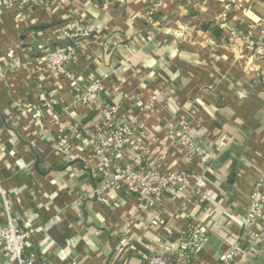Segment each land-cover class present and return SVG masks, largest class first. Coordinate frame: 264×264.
<instances>
[{"label": "crops", "instance_id": "crops-1", "mask_svg": "<svg viewBox=\"0 0 264 264\" xmlns=\"http://www.w3.org/2000/svg\"><path fill=\"white\" fill-rule=\"evenodd\" d=\"M51 2L49 10L36 7L20 25L10 0H0V176L18 222L45 227L33 237L34 248L45 263L143 264L141 254L162 250L196 220L207 230L200 263L220 264L241 232L264 166V61L227 38L264 17V0H171L154 24L148 0ZM67 25L91 27L73 69L82 82L108 74L99 104L130 109L138 94H159L166 109L143 116L148 135L141 142L150 143L175 116L208 147L200 161L185 154L170 158L173 167L195 169L198 176L188 193L169 194L163 211L135 213L137 202L124 189L108 194L111 208L84 197L94 187L91 172L60 137L71 120L88 127L100 114L74 104L70 82L38 71L47 47H78V36L59 30ZM44 93L58 99L60 124L46 110ZM165 146L156 142L154 155ZM2 211L0 206V222ZM158 218L174 229L172 237L150 226ZM0 264H16L1 245ZM245 264H264V248Z\"/></svg>", "mask_w": 264, "mask_h": 264}, {"label": "built area", "instance_id": "built-area-1", "mask_svg": "<svg viewBox=\"0 0 264 264\" xmlns=\"http://www.w3.org/2000/svg\"><path fill=\"white\" fill-rule=\"evenodd\" d=\"M148 1H150L148 21L154 24L157 21L156 13L171 0ZM10 2L14 8L16 22L20 25L32 15L36 7L49 10L52 4L51 0ZM73 26L67 25L59 30L64 37L78 36L80 38L78 47L66 45L54 49L47 47L44 54L39 57L43 65L38 71L53 75L60 81L70 82L72 88L76 90L74 104L97 110L100 114V118L88 127L84 126L82 121L71 120L68 133L64 136L59 135L68 146L72 158L91 172L94 187L84 197H92L97 204L111 208L112 203L108 194L124 189L132 200L137 202L134 207L135 213H145L148 209H157L161 212L164 208L163 202L169 194L188 193L190 188L196 185L198 176L195 169L173 167L170 158L185 154L191 161L201 160L210 151L206 145L191 136L189 123L175 116L159 127L158 135L164 136L163 139L159 141L158 135L154 133L150 143L139 140L148 135L143 116L160 114L166 109L158 93H152L149 97L138 94L134 97L130 109L121 103L99 104L108 74L89 78L85 82L77 76L73 65L81 58L84 41L91 35V27ZM227 41L231 45L244 46L259 60L264 61V17L258 23L249 24L244 32L232 30ZM259 74L264 85V69L260 70ZM42 96L46 99L45 107L52 120L60 124L61 115L54 111L59 104L58 99H49L45 93ZM162 141L167 151H160L154 155L153 145ZM0 206L3 210L0 222L2 250L12 257L16 264H35L38 254L32 240L35 235L45 232V227L30 221L23 224L18 222L13 211L12 198L4 187L1 176ZM242 217L241 232L224 252L220 264H245L264 248V166L253 183L249 202ZM150 226L162 231L167 237H172L175 232L161 218L154 219ZM206 232L202 222L192 220L186 229L176 232V239L172 238L173 240H170L162 250H150L149 253L141 254L142 262L201 264L200 252L207 236ZM122 242L127 243L125 236L122 237Z\"/></svg>", "mask_w": 264, "mask_h": 264}, {"label": "trees", "instance_id": "trees-1", "mask_svg": "<svg viewBox=\"0 0 264 264\" xmlns=\"http://www.w3.org/2000/svg\"><path fill=\"white\" fill-rule=\"evenodd\" d=\"M175 237L173 239H176V235H174ZM37 254H38V259L37 261L35 262V264H45V261L43 259V255L41 253H39L37 251Z\"/></svg>", "mask_w": 264, "mask_h": 264}]
</instances>
